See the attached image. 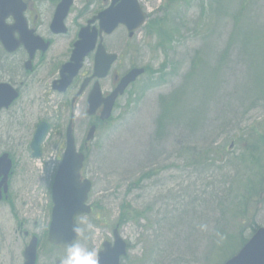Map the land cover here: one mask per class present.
Masks as SVG:
<instances>
[{
	"label": "rangeland",
	"instance_id": "obj_1",
	"mask_svg": "<svg viewBox=\"0 0 264 264\" xmlns=\"http://www.w3.org/2000/svg\"><path fill=\"white\" fill-rule=\"evenodd\" d=\"M142 2L151 12L163 0ZM173 15L184 28L166 50L144 29L109 40L125 52L121 70L135 62L148 71L87 144L92 198L106 220L122 221L128 264H217L264 226V0H189ZM201 61L208 73L192 74ZM70 116L63 98L27 89L0 113V151L29 157L45 119L44 154L59 153ZM91 122L76 114L78 146ZM96 217L80 220L89 250L108 231Z\"/></svg>",
	"mask_w": 264,
	"mask_h": 264
},
{
	"label": "flooded vegetation",
	"instance_id": "obj_2",
	"mask_svg": "<svg viewBox=\"0 0 264 264\" xmlns=\"http://www.w3.org/2000/svg\"><path fill=\"white\" fill-rule=\"evenodd\" d=\"M3 3L0 34L6 35L7 43L0 39V83L13 85L20 93L19 98L33 88L61 97L70 114L86 113L89 96L99 85L103 95L95 114H101L103 101L121 76V47L108 41L120 27L111 35L98 34L100 40L82 59L81 68L66 91L58 90L61 85L58 81L63 77L62 68L72 61L79 31L101 30L98 16L115 7V0H3ZM9 39L18 42L13 50L8 49L14 46ZM101 39L106 50L117 54L118 59L108 78L100 80L94 76ZM7 151L12 164L7 175L0 173V264H58L66 255V246L49 240L55 180L51 165L46 162L49 158L43 156V168L37 170L32 155L17 156L12 150ZM78 242L83 246L80 239ZM124 261L121 264H128Z\"/></svg>",
	"mask_w": 264,
	"mask_h": 264
},
{
	"label": "water",
	"instance_id": "obj_3",
	"mask_svg": "<svg viewBox=\"0 0 264 264\" xmlns=\"http://www.w3.org/2000/svg\"><path fill=\"white\" fill-rule=\"evenodd\" d=\"M117 7H113L105 15H102V28L111 32L117 24L124 23L132 32L141 27L145 21V14L143 13L140 4L137 0H120ZM97 40V33H90L84 29L81 32V40L77 43V48L74 55L75 62L63 69L64 77L70 79L74 77L81 65L80 59L87 54L95 45ZM110 60H107V58ZM113 60L104 51L103 46H100L97 55L98 67L107 65L105 71L101 75H105L108 65ZM80 61V62H79ZM144 72V69L137 68L130 71L122 80L118 92H123L127 85L134 81L137 76ZM67 74V75H66ZM4 85H0L2 88ZM10 88L0 92V109L3 106H9L11 101L17 96ZM117 92L113 94L110 99H114ZM112 105H107V112L102 115L103 119L110 117ZM95 110V106H90L91 113ZM90 113V114H91ZM48 130V125L42 123L39 125L35 138L32 142L34 155L40 156V144ZM95 127H92L88 134V139L94 137ZM68 145L64 155L63 163L57 174V179L53 190V200L55 203L53 211V222L51 226V241L58 245L67 246L77 239L73 232V227L76 224V217L90 212V207L86 204L88 193L91 188L89 180L81 181L80 170L83 166L84 155L77 152L75 146V138L73 134V125H69L67 130ZM7 154L3 158H7ZM126 243L121 236L116 232V262L119 264V256L126 253ZM108 249L101 252L100 257L102 264L103 255H106ZM224 264H264V227L259 228L249 242L231 259Z\"/></svg>",
	"mask_w": 264,
	"mask_h": 264
},
{
	"label": "clouds",
	"instance_id": "obj_4",
	"mask_svg": "<svg viewBox=\"0 0 264 264\" xmlns=\"http://www.w3.org/2000/svg\"><path fill=\"white\" fill-rule=\"evenodd\" d=\"M72 230L77 239L66 246V255L58 260V264H100L99 252L89 250L78 242V238L83 232L80 225L75 224Z\"/></svg>",
	"mask_w": 264,
	"mask_h": 264
},
{
	"label": "trees",
	"instance_id": "obj_5",
	"mask_svg": "<svg viewBox=\"0 0 264 264\" xmlns=\"http://www.w3.org/2000/svg\"><path fill=\"white\" fill-rule=\"evenodd\" d=\"M242 15H243V10H240L234 18V19H236V24H238L241 21ZM158 20H161V21H158ZM166 20H167L166 17H162V18L153 20L152 21L153 24L150 25V30H151L150 32L152 35L157 36L159 44L164 43L166 40H168V43H171L172 38L174 37L175 33L177 31L180 33V31H181V27H179V26L174 27V28H173V26H172V28L170 26L164 27V21H166ZM148 27H147V30H148ZM209 70L210 69L206 68V65H203V63L201 61L200 65L192 70V74L198 76V75L208 73ZM235 251H232L231 254L234 253Z\"/></svg>",
	"mask_w": 264,
	"mask_h": 264
}]
</instances>
